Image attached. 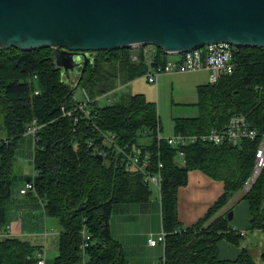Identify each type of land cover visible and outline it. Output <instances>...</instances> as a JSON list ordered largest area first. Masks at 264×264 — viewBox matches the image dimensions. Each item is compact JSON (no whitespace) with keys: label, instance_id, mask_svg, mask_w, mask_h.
<instances>
[{"label":"trees","instance_id":"1","mask_svg":"<svg viewBox=\"0 0 264 264\" xmlns=\"http://www.w3.org/2000/svg\"><path fill=\"white\" fill-rule=\"evenodd\" d=\"M130 53L128 47L91 53L77 88L89 97L88 114L84 115L80 109L73 110L77 90L66 100L75 81L56 67L49 48H0V228L8 223L12 204L15 151L27 127L34 123L32 194L43 201L45 217L54 218L59 229L52 264H81L83 226L89 235L85 250L88 264H128L120 242L110 232L113 208L120 203L147 201L153 192L143 181V173L126 166L123 154L104 144L102 133H113L114 143L121 148L148 151V171H155L158 162L162 164L158 200L165 264H258L245 247L234 259H220L216 245L220 239L240 245L242 236L231 229L227 213L232 208L227 206L253 168L258 140L172 147L157 140V127L161 131L157 108L144 94L99 105V96L145 73L142 56L133 62ZM165 57L159 50L157 63ZM197 106V116L175 118L174 133L222 130L234 115L263 131L264 47L239 49L232 74L197 89ZM63 110L72 111L67 115ZM191 170L223 182L224 188L197 222L182 227L177 218V190L187 183ZM242 198L249 207L248 230H260L264 235V168ZM38 249L20 237L0 238V264H36ZM260 260L264 264V251Z\"/></svg>","mask_w":264,"mask_h":264},{"label":"water","instance_id":"2","mask_svg":"<svg viewBox=\"0 0 264 264\" xmlns=\"http://www.w3.org/2000/svg\"><path fill=\"white\" fill-rule=\"evenodd\" d=\"M215 42L264 47V0H0V48H49L66 78L78 73L66 100L89 53L151 43L170 54Z\"/></svg>","mask_w":264,"mask_h":264},{"label":"crops","instance_id":"3","mask_svg":"<svg viewBox=\"0 0 264 264\" xmlns=\"http://www.w3.org/2000/svg\"><path fill=\"white\" fill-rule=\"evenodd\" d=\"M194 72L206 71L161 75L159 85H161L163 81H166V79L177 81L179 77L189 78L195 88V104L197 106V89L209 83V81L200 84L203 82L189 75ZM26 160L27 157L24 158L23 163L27 165ZM31 160L32 154L30 155V169H26L25 173L20 175L22 181L18 182L15 186V192L19 198L20 196L33 199L35 197L32 193L20 194L19 192L27 180V176L31 174ZM17 179L18 178L15 179L14 177V182H17ZM223 188V182L208 177L200 170L189 171L187 174V183L177 190L176 210L180 225L182 227H188L197 222L211 204L222 194ZM155 197L156 196H151L149 200L144 202L120 203L113 208L112 214H117L119 216L115 218L113 226H111L109 222L110 232L113 238L120 242L128 264H158L162 256L163 248L160 244L150 245L148 243V239L156 238L161 232V229L159 230L157 226H153L150 219L144 216L152 212L155 214L160 213L158 193L156 201H153ZM35 198L36 202L31 199V201L25 200L21 203H12L7 212V221L11 226V234L13 236L20 237L27 240L32 245L37 246L39 248L37 253L40 250H44V264H52L57 251L59 229L55 220L45 217L41 200L37 197ZM233 200L235 201L232 204ZM228 207L232 208V219L230 221L232 227L244 231L248 229L250 219L249 207L247 201L242 198V195H234L227 208ZM135 221H138V227L132 228V223ZM45 232L47 233L44 234ZM247 241L249 244L252 243L248 238ZM260 241L261 239L259 237V244H257L254 249H251L252 251L248 250L253 258L254 253L257 254L260 251V254H262L264 251V247L262 250L259 247ZM216 245L217 254L220 259H234L241 252V249L245 247L241 245L235 246L225 239L218 240ZM245 248L247 249V247Z\"/></svg>","mask_w":264,"mask_h":264},{"label":"built area","instance_id":"4","mask_svg":"<svg viewBox=\"0 0 264 264\" xmlns=\"http://www.w3.org/2000/svg\"><path fill=\"white\" fill-rule=\"evenodd\" d=\"M245 47H237L229 42H215L205 44L203 46L191 48L182 52H172L165 54L166 57L162 63H157V56L159 55V48L151 43H136L131 44L129 49L130 60L133 62L142 59L146 65V71L143 74L145 80L148 83L156 84L158 78L161 75L184 73L193 71H206L208 73L209 83H214L222 75H230L233 73L237 66V54L239 49ZM91 56V55H89ZM82 99L73 97L76 103V107L73 110L80 109L87 115L88 112L85 109L86 103L89 101V97L83 89H79ZM72 110L65 111L63 114L70 115ZM37 126L34 123L27 127L26 134L32 136L34 141ZM157 140H165L172 147H182L195 143L213 144L219 145L222 142H230L237 144L241 140H255L257 139V146L254 151V164L253 168L243 183V194L248 192L253 184L256 182L261 171L264 168V130L258 132L255 128H251L249 123L243 116H232L224 129L211 128L203 133H173L169 136H161L157 127ZM104 144L107 146H114L118 152H121L124 156V162L126 166L143 173V181L150 187L154 188L159 194L161 185V173L160 169L162 164L158 162L156 164L155 171H148L150 163V155L148 151L140 148L123 149L114 143L115 135L113 133H102ZM179 155H182L179 152ZM146 169V170H145ZM34 170L32 169L30 179L25 181L23 187L19 190L20 194L33 193V176ZM42 206L44 205L41 201ZM239 235L245 236L244 230H237L232 227ZM45 232L44 234H46ZM81 242L79 245L82 259L81 264H88L85 256V250L88 245L89 235L83 226L80 231ZM16 237L11 234V226L9 223L0 228V238ZM148 243L150 245L160 244L162 248L165 243V233L161 231L156 238H149ZM164 249V248H163ZM45 253L44 250H40L36 254V264H44ZM158 264L164 263V254L159 259Z\"/></svg>","mask_w":264,"mask_h":264},{"label":"rangeland","instance_id":"5","mask_svg":"<svg viewBox=\"0 0 264 264\" xmlns=\"http://www.w3.org/2000/svg\"><path fill=\"white\" fill-rule=\"evenodd\" d=\"M78 73H71L70 78L75 81ZM193 76L195 79L202 81L204 84L208 82L207 73L206 72H194L189 74ZM161 77L158 78L156 84L148 83L144 76L136 77L125 84L119 85L115 89H113L110 93L101 95L97 98V102L99 105H105L110 103H115L120 98L128 97L135 93H142L144 94L145 98L148 101H152L155 103L157 108V114L161 124V136H169L173 134V126L175 118H185V117H195L198 115V108L196 106V93L195 88L192 85L189 78L186 77H179L177 81H170V79H166L163 81L161 85H159V80ZM75 97L82 99V95L80 91L75 92ZM2 112L0 110V136L2 135ZM32 146H33V139L32 136L25 134L19 140L18 146L15 151V159L13 162V174L15 175V179L17 182H14L12 185V198L11 203H21L22 201L28 200L31 201L33 198H25V196H17L15 192L16 185L18 182H21L22 179L20 175L25 173L26 169H30V155L32 154ZM27 157V165L23 163L24 158ZM177 163L181 164L182 159L178 156ZM152 196L157 197V192L154 188H152ZM238 195H243V191H238ZM156 197L153 201H156ZM34 197V202L35 201ZM235 200L232 201V204ZM236 206V205H235ZM232 211V210H231ZM35 214V213H34ZM119 216L117 214H112L110 218V224L113 226L115 218ZM145 217L150 219V222L153 226H157V228L161 229L160 223V213L155 214L152 212L151 214H145ZM54 219V218H53ZM138 227V221L132 223V228ZM246 235L241 238L240 245L247 247L250 251L254 249L257 244H259V237L260 241V249L262 250L264 246V235L260 230H253L249 231L248 229L245 230ZM113 237V235H112ZM247 238L252 241L251 244L248 243ZM258 248V247H257ZM252 251V250H251ZM254 260L258 264H263L260 260V251L256 254L254 253Z\"/></svg>","mask_w":264,"mask_h":264},{"label":"flooded vegetation","instance_id":"6","mask_svg":"<svg viewBox=\"0 0 264 264\" xmlns=\"http://www.w3.org/2000/svg\"><path fill=\"white\" fill-rule=\"evenodd\" d=\"M88 55H91V53H89ZM77 70H78V68H77Z\"/></svg>","mask_w":264,"mask_h":264},{"label":"bare ground","instance_id":"7","mask_svg":"<svg viewBox=\"0 0 264 264\" xmlns=\"http://www.w3.org/2000/svg\"><path fill=\"white\" fill-rule=\"evenodd\" d=\"M232 229V228H231ZM243 237V236H242ZM241 242V241H240Z\"/></svg>","mask_w":264,"mask_h":264}]
</instances>
